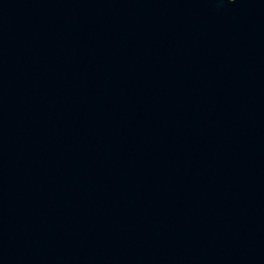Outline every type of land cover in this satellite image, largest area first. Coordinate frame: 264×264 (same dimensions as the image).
I'll return each instance as SVG.
<instances>
[{"label":"water","instance_id":"95a60500","mask_svg":"<svg viewBox=\"0 0 264 264\" xmlns=\"http://www.w3.org/2000/svg\"><path fill=\"white\" fill-rule=\"evenodd\" d=\"M0 264H264V0H0Z\"/></svg>","mask_w":264,"mask_h":264},{"label":"clouds","instance_id":"9594fccd","mask_svg":"<svg viewBox=\"0 0 264 264\" xmlns=\"http://www.w3.org/2000/svg\"><path fill=\"white\" fill-rule=\"evenodd\" d=\"M229 2H231V0H229Z\"/></svg>","mask_w":264,"mask_h":264}]
</instances>
